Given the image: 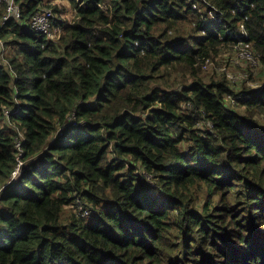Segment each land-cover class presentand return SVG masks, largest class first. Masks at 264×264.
I'll use <instances>...</instances> for the list:
<instances>
[{
    "label": "trees",
    "instance_id": "trees-1",
    "mask_svg": "<svg viewBox=\"0 0 264 264\" xmlns=\"http://www.w3.org/2000/svg\"><path fill=\"white\" fill-rule=\"evenodd\" d=\"M14 2L0 264H264V79L237 91L200 76L240 41L264 66V0H68L71 20L50 0ZM44 8L52 39L27 25Z\"/></svg>",
    "mask_w": 264,
    "mask_h": 264
},
{
    "label": "built area",
    "instance_id": "built-area-1",
    "mask_svg": "<svg viewBox=\"0 0 264 264\" xmlns=\"http://www.w3.org/2000/svg\"><path fill=\"white\" fill-rule=\"evenodd\" d=\"M4 4L3 8V16L1 18L0 27L6 23V21L11 16H20V11L18 6L15 4L14 0H0V9L2 8V5ZM193 8H197L196 4L192 5ZM56 17V13L51 8H44L40 11H37L34 13L29 21L27 22L28 27L30 30L34 33L45 35L47 38L52 39L54 28H58L60 31V26H55L54 19ZM55 36H53L54 38ZM243 37H246L245 34L240 35V39ZM0 45L2 46L3 43L0 40ZM235 52L239 59L246 61L250 65H258L260 62L261 54L257 53L249 43H245L243 41H240V43L236 46H234ZM211 65L210 59H205L204 61V68L209 69ZM229 79L232 81L237 80L239 75H236L234 79H232V76L229 74L227 75ZM240 99H243V94H238L236 96H228L227 101L231 102L232 104H237ZM15 147L18 150V162L16 169L12 172V177H15L19 168L23 165V161L21 160L20 156H22V141L20 139H17L15 142ZM5 185L0 186V193L3 191V188Z\"/></svg>",
    "mask_w": 264,
    "mask_h": 264
},
{
    "label": "rangeland",
    "instance_id": "rangeland-1",
    "mask_svg": "<svg viewBox=\"0 0 264 264\" xmlns=\"http://www.w3.org/2000/svg\"><path fill=\"white\" fill-rule=\"evenodd\" d=\"M50 2L63 6V12L60 13L62 15V18L71 20L74 17L75 11L70 7L68 0H50ZM58 30H59L58 28H54L53 36H57V34L59 33ZM234 50H235L234 48H231V50L225 48L223 49L222 52H220L217 56H215L213 60L211 59V65L209 69H205L207 71H203L200 74L201 78L205 81H209L210 77L213 76L216 78V80H218L221 76H223V74H225L226 77L229 74L230 76H232V79H234L236 75L240 74L241 76H243L242 77L243 79L241 78L239 81L235 80L233 84H232V80L229 79V77H227V79L231 81L233 90L242 91V90H246V88L247 89H252L254 87L256 88V86H258L264 79V66L259 64L260 71L257 70V74H255L253 77H250L248 72L249 69L253 67L249 68L250 65L242 66V67L236 66L239 65L237 64V62H239L240 59L238 58ZM178 81L179 80H177V82ZM230 96L233 95L230 94ZM229 103H230L229 105L233 107V110L238 112L244 111V108L240 105V103H237L235 105H233L231 102ZM65 209L68 212H78L81 213L82 216L86 215V212L84 210H81L82 209L81 207H79L77 210L74 209V207L72 208L71 205H68L65 207Z\"/></svg>",
    "mask_w": 264,
    "mask_h": 264
}]
</instances>
